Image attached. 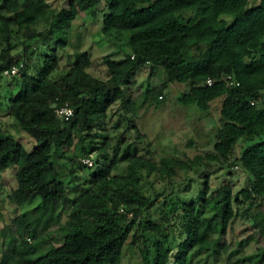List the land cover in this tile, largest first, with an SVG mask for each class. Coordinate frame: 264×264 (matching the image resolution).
I'll use <instances>...</instances> for the list:
<instances>
[{
    "label": "trees",
    "instance_id": "1",
    "mask_svg": "<svg viewBox=\"0 0 264 264\" xmlns=\"http://www.w3.org/2000/svg\"><path fill=\"white\" fill-rule=\"evenodd\" d=\"M66 1L57 9L48 0H0V48L5 45L0 74L24 62L20 77L14 76L20 89L10 99V109L36 142L29 152L0 128V173L18 166V185L9 195L13 206L38 201L0 229V264H122L124 248L137 229L159 231L152 253L141 264H209L223 247L220 237L236 216L239 199L223 184L205 200L214 213L202 216L194 199L175 200L170 191L184 171L202 174L216 163L226 171L240 166L250 179L244 196L250 202L264 198V0H104L108 11L102 31L121 49L120 55L105 58L106 79L88 71L92 56L79 39L73 64L56 77L58 50L70 45L72 22L82 12L96 16L102 3ZM21 35L36 46L25 41L5 59L10 40ZM37 48L41 61L35 63ZM143 66L161 67L164 81L133 98L126 83ZM172 83L188 85L179 99L183 105L208 111L221 99L220 139L215 143L220 155L157 162L140 153V145L149 142L137 125L138 110L150 101L162 104ZM116 104L126 127L111 137L106 124ZM61 106L72 107L74 115L59 118L56 108ZM127 133L132 140H126ZM96 136L103 137L101 145ZM241 138L249 142L242 154L222 161ZM69 150L74 156L69 166L58 167V158ZM94 152L96 167L86 177L87 186L76 183L84 188L72 195L65 170L76 178L77 169L90 168L82 160ZM153 174L165 185L150 194L145 183ZM251 226L261 245L234 264H264L263 211Z\"/></svg>",
    "mask_w": 264,
    "mask_h": 264
},
{
    "label": "rangeland",
    "instance_id": "2",
    "mask_svg": "<svg viewBox=\"0 0 264 264\" xmlns=\"http://www.w3.org/2000/svg\"><path fill=\"white\" fill-rule=\"evenodd\" d=\"M52 7L61 9L68 4L66 0H48ZM108 11L106 1L100 3L95 16L91 11L80 13L72 22L68 37L70 45L58 50L59 70L56 77L67 70L74 62V45L79 42L82 49H86L92 56V64L88 71L97 77L106 79L109 77L107 66L104 62L106 57L121 54L118 44L102 31V21L104 14ZM27 35L20 38H12L11 49L5 54V59L10 60L12 55L22 49V43L29 41L35 45V41L28 40ZM79 39V40H78ZM28 42V43H29ZM5 46V45H4ZM2 46L1 49L4 48ZM36 46V45H35ZM42 48V45H41ZM40 48L36 49L33 57L35 63L41 61ZM32 73V69L30 70ZM2 74H0L1 76ZM20 77V76H17ZM0 85V124L1 128L19 139L27 151L31 152L36 148V142L23 130L11 115L10 99L19 91L20 87L15 84L14 76H1ZM164 81V73L161 67L143 66L136 71L126 83L132 93V97H141L143 92L159 87ZM186 84L172 83L163 92L164 102L157 105L155 101L148 102L140 108L137 113V125L142 133L146 135L149 145L141 146V154L147 158L159 161L163 157H175L187 160L196 155H206L207 153H218L215 150V143L220 139L219 130L221 128V99L214 101L211 109L203 111L191 105H183L179 99L187 90ZM120 105L112 107L106 124V133L111 137H116L126 127L125 120L121 117ZM126 140H132L133 134L127 133ZM98 145H101L103 137L96 136ZM249 142L241 138L233 148V152L227 156H222V161L231 162L238 158ZM149 148L150 153L147 152ZM73 150L63 153L57 161L58 167H62L74 157ZM98 152L91 154L90 159L94 161V166L88 169H77L76 178L67 175L65 170V181L72 192L77 195L83 191L84 187L76 185H86V177L91 173L90 169L96 167ZM57 157V155H56ZM83 157V156H82ZM81 157V158H82ZM102 162V161H101ZM103 163V162H102ZM18 166L13 165L0 173V229L19 214L33 208L37 203L28 204L23 207H15L11 204L9 195L17 187L16 172ZM66 169V168H65ZM208 176V179L207 177ZM191 178V181L188 179ZM206 180H208L206 182ZM70 182V183H69ZM152 183V185H150ZM223 184H228L234 190L235 199L239 202L234 203L236 216L231 220L227 233L221 236L223 247L219 249L216 257L208 259L209 264H234L242 256H252L257 252L261 243L256 239L252 231L251 219L258 213L264 212V198H256L250 202L242 193L243 189L250 187V179L246 172L238 165L232 166L226 171L216 163L209 164L204 173L199 174L196 170L184 171L179 182L171 189L175 200L177 197L194 199L198 205V212L202 216H210L214 213L205 200L212 199ZM163 182L158 176L151 175L145 183L147 191L152 194L154 189L164 187ZM158 213V212H157ZM69 215V211L64 212V218ZM159 231L149 229L136 230L130 238V242L124 248L122 264H141L146 256L151 252L155 234ZM161 232V231H160Z\"/></svg>",
    "mask_w": 264,
    "mask_h": 264
},
{
    "label": "built area",
    "instance_id": "3",
    "mask_svg": "<svg viewBox=\"0 0 264 264\" xmlns=\"http://www.w3.org/2000/svg\"><path fill=\"white\" fill-rule=\"evenodd\" d=\"M98 1L103 2L104 0H98ZM24 67H25L24 62H21L18 65H14L10 69H7L4 71V76L12 77V76L21 75ZM213 82H214V80L211 78L208 79V81H207L208 85H212ZM56 115L59 118H66L67 119V118L74 115V109L72 107H69V106L57 107L56 108ZM0 128H1V124H0ZM82 161L84 163H86L88 166H91V167L94 166V161L90 158H84ZM129 216H132V213H130Z\"/></svg>",
    "mask_w": 264,
    "mask_h": 264
}]
</instances>
